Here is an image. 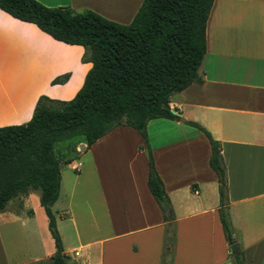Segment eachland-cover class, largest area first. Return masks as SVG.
Returning a JSON list of instances; mask_svg holds the SVG:
<instances>
[{"label": "crops", "instance_id": "0c3cea01", "mask_svg": "<svg viewBox=\"0 0 264 264\" xmlns=\"http://www.w3.org/2000/svg\"><path fill=\"white\" fill-rule=\"evenodd\" d=\"M35 1L113 22L124 2ZM205 43L201 82L171 97L179 120L149 121L146 143L120 125L81 148L77 158L88 157L86 172L85 163L83 169L66 165L79 167L77 178L85 173L84 192H75L73 178L55 218L66 264H235L219 220L210 145L190 123L220 145L229 221L245 264H264V0H213ZM83 52L0 10V127L27 123L40 96L71 100L91 68ZM65 75L64 83L52 84ZM148 153L169 203L168 221L147 186ZM76 196L83 205L78 215L72 210ZM54 253L36 193L9 201L0 213V264H50Z\"/></svg>", "mask_w": 264, "mask_h": 264}, {"label": "trees", "instance_id": "16d2710c", "mask_svg": "<svg viewBox=\"0 0 264 264\" xmlns=\"http://www.w3.org/2000/svg\"><path fill=\"white\" fill-rule=\"evenodd\" d=\"M213 0H142L130 23L123 25L86 10L49 8L35 0H0V10L34 24L52 39L83 48L91 64L83 84L69 101L40 96L30 120L0 127V213L11 200L32 192L48 222L55 253L50 264H66L51 211L60 190V168L77 158L112 129L126 125L146 139V126L156 119L179 120L169 107L171 97L201 82L205 28ZM68 76L52 81L62 84ZM210 145L209 166L217 176L219 220L229 246L235 242L226 199V174L220 145L194 123ZM67 145L54 151V145ZM147 186L169 220L170 207L151 154ZM167 244L173 231L166 227ZM235 264H245L242 249L230 250Z\"/></svg>", "mask_w": 264, "mask_h": 264}, {"label": "rangeland", "instance_id": "374dc122", "mask_svg": "<svg viewBox=\"0 0 264 264\" xmlns=\"http://www.w3.org/2000/svg\"><path fill=\"white\" fill-rule=\"evenodd\" d=\"M141 2H142V0H124L122 5L117 6V8H119V9L122 8L123 10H122V13L120 14V16H118L119 17L118 20L114 21V22L119 23V24H123V25L128 24L130 22L132 15L135 13L137 7H139ZM66 145H67L66 141L59 142V143L54 145V151L57 152L61 148L65 147ZM81 145H83V144H81ZM81 148L82 147L79 148V146H78L77 151H80ZM71 163H80L81 169H83L82 164L85 163V172H86L87 168H88V157L87 156H81L80 158H75L74 160H72ZM78 175H79V173H76V172L70 170L68 167H66V165L62 166V168H61V194H60V197H59L57 203L53 207V212L55 214L56 219H59L58 216H60V213H61L60 211H62V209H63L62 204L64 203L65 198H67V196H68V192H69L68 190H69V187L71 186V182H72L73 178L76 177L77 182H79V185H76V187H75V192H84V185H82V183H80V181L84 180L85 173L80 178H77ZM33 193H36V192H33ZM36 195L38 196L37 193H36ZM72 210L77 215L79 213L83 212V205L79 204L78 196H76L75 199L73 200Z\"/></svg>", "mask_w": 264, "mask_h": 264}, {"label": "water", "instance_id": "95a60500", "mask_svg": "<svg viewBox=\"0 0 264 264\" xmlns=\"http://www.w3.org/2000/svg\"><path fill=\"white\" fill-rule=\"evenodd\" d=\"M80 147H84V145H80ZM229 249L233 252H236L238 250V245L236 243H233L229 246Z\"/></svg>", "mask_w": 264, "mask_h": 264}, {"label": "built area", "instance_id": "2783aa9c", "mask_svg": "<svg viewBox=\"0 0 264 264\" xmlns=\"http://www.w3.org/2000/svg\"><path fill=\"white\" fill-rule=\"evenodd\" d=\"M72 169H73L74 171H76V170L79 169V167H78V166H74V167H72Z\"/></svg>", "mask_w": 264, "mask_h": 264}]
</instances>
